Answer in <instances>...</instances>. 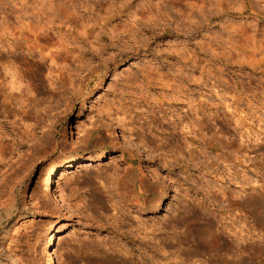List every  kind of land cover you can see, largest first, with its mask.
Returning <instances> with one entry per match:
<instances>
[{
	"label": "rangeland",
	"instance_id": "1",
	"mask_svg": "<svg viewBox=\"0 0 264 264\" xmlns=\"http://www.w3.org/2000/svg\"><path fill=\"white\" fill-rule=\"evenodd\" d=\"M144 73L164 77L148 88ZM164 94L173 100L163 107ZM156 102L201 124L211 114L192 154L160 134L166 126L149 114ZM0 148V243L17 264H43L42 236L52 225L62 228L56 264H105L94 251L110 233L90 215L112 211L94 213L86 203L99 176L116 178L129 157L145 181L162 186L156 207L133 212L158 237L148 262L133 264H224L222 245L241 249L243 264H264V0H0ZM77 149L84 159L57 170V202L44 178L53 160ZM249 194L256 211L238 204ZM206 221L220 239L210 253L191 230Z\"/></svg>",
	"mask_w": 264,
	"mask_h": 264
},
{
	"label": "bare ground",
	"instance_id": "2",
	"mask_svg": "<svg viewBox=\"0 0 264 264\" xmlns=\"http://www.w3.org/2000/svg\"><path fill=\"white\" fill-rule=\"evenodd\" d=\"M148 13H150V12L148 11ZM144 14H145V12H144ZM144 14H143V17H145ZM152 14H151V16H152ZM148 15H150V14H148ZM146 18L147 17L141 18V20L145 19V23H146V21H147ZM149 18L153 19L150 16H149ZM137 19H139V18H137ZM150 22H152V21L150 20ZM135 23L136 22L134 21V25H135ZM139 23H140V19H139ZM142 23H144V22L142 21ZM142 23H141V25H142ZM145 23H144V25H145ZM148 23H149V21L147 22V24ZM146 25L144 27H146ZM135 27H137V25ZM147 27H148V25H147ZM58 29L60 30V28H58ZM132 29H133V27L130 28V30H128V28H127V30H125V31L128 32V31H131ZM139 29H141V28H139ZM146 29H148V28H146ZM150 29H151V27H150ZM141 30H143V32L144 31L146 32V30L144 28ZM137 31H138L137 29L136 30L133 29L130 32L132 34L129 33L127 35L128 36L131 35V37H132V35H134L135 32L137 33ZM149 31H151V30H149ZM125 36H123V38H125ZM131 37H129V38H131ZM6 38L8 39V36ZM103 39H104V37H102L101 40H103ZM119 39H121V38H119ZM135 39H136V37H135ZM110 43H112V41ZM135 43L136 42H134V44ZM110 45L111 44H109V46ZM112 47H114V46L112 45ZM61 52L62 51H60V53ZM38 54H39L41 59L47 58L46 54H44L41 50L38 51ZM57 55L59 56L61 54H59L58 52L57 53H50L48 58H50L51 62L53 63V61L57 58ZM149 68H152V67L150 66ZM153 69H156V68L153 67ZM151 70H149V71L151 72ZM156 70L159 71L158 69H156ZM156 70H154V71H156ZM156 73H158V72H156ZM160 75H161V73H160ZM156 76H157V74H156ZM156 76H155V78L154 77L150 78V76L147 73L146 74L144 73V75L142 77H144V78L147 77L146 82L144 84L146 86H148V88H150L151 85L153 84L151 82L152 79L153 78L156 79V78L161 77V76H159V77L158 76L156 77ZM163 77L164 76H162L161 78H163ZM160 80L161 81L157 84H163L162 82H164V81H162V80H164V79H160ZM165 81H167V82H165L167 84L168 80H165ZM13 82H15V84H16L17 81L16 80L11 81V84ZM170 82H171V80H170ZM172 82H174V81H172ZM172 84L171 83L167 84V87H169L168 85H171V87H172ZM13 85H14V83H13ZM160 86H162V85H160ZM161 96H162L161 101L163 103V107H164V104L166 103V101L173 100V99L166 100L165 94L161 95ZM145 100H146V98H145ZM167 104H169V103H167ZM156 105H157V107H156L157 110L154 109L153 106H151V107H149L150 112L149 111L148 112H149V114L151 113L150 117L152 118V120L154 122L157 123V125H159V127L166 126V128H164V127L161 128L160 134H162V133L164 134L167 131V133H168L167 136L170 137L169 141L172 143L170 145L171 147H174V145H175V148L178 147L181 149V151L185 147L187 149V151L189 152V154L192 151L194 152L197 149L196 145L198 143L202 144V140H200V138L203 139L205 134L202 135L203 132L201 131L202 132L201 133L200 130H202V128H203V131H205L204 128H208V126L210 125L209 122H211V119H212L211 114H205V121H203L204 124L201 120L202 124L204 125L202 127V124L200 123V121H198L199 119L197 120V118H196L194 120V119L188 117L190 114L187 116L188 117L187 119H183L180 116V113H178V112H175L174 114L169 115V113L167 112V109H163L160 102H156ZM192 110L193 109H191V111ZM146 111L147 110H145V112ZM171 111H173V110H171ZM171 111L169 110V112H171ZM189 113H191V112H189ZM187 114H188V112H187ZM197 114L198 113H195L194 115H196V117H197ZM185 115H186V113H185ZM192 115H190V116H192ZM194 115L192 117H194ZM147 117H149V116H147ZM147 117H146V120H147ZM126 118H127V116H126ZM157 125L156 126L154 125V127H152V130L157 131V129L159 128ZM137 128H138V126H137ZM206 130H208V129H206ZM163 139L165 140V138H163ZM167 139H168V137L166 138V140ZM147 140H149V139H147ZM164 144H166V143H164ZM146 145H148V144H146ZM182 146H183V148H182ZM104 147H106V144L104 142H102L98 146V149H102ZM158 147L162 150L163 145L162 144L158 145ZM175 148H173V149L175 150ZM77 151H79V150L78 149L74 150L73 153H76V154H73L68 160H66L63 163H58L57 160H53L52 163H54V164L50 168L49 175H47V173H46V176L44 178L43 186H44L45 192L46 193H54V194L57 193L56 194V199H57L56 201L57 202L58 201L64 202V198L62 197V195L58 191L57 192L55 191L54 179L56 178L57 170L60 168H68L72 164L76 163V161H78L80 159H84V156L79 154V152H77ZM171 152H173V151H171ZM162 156H164L166 158L165 154H163ZM3 157H4V153L2 152V150L0 148V162L4 161ZM125 161L128 162V165L122 169L121 174L116 175V178L113 177V174H109V175L107 174L105 176V178H104V176L103 177L99 176V177H101L98 180V181H100L99 182L100 184H95L98 186L94 187L91 194H90V203H86L87 201L83 202L84 205H85V203H86V205L88 204L87 205L88 210L89 209L93 210V211L95 210L94 213L98 212L99 214L105 215L104 214L105 212L108 213L109 211L110 212L112 211L111 213L107 214L108 216L107 215L102 216V217H104L102 220H101V218H102L101 215L100 216L95 215L97 213H95L94 215H90V218H91V220H93L96 229H104V230H107L108 233L112 234V235L107 234V236L105 235L106 237H103V239L100 240L99 251L93 250L94 254L96 252L98 257L100 256L101 258H103L105 264H133V261L135 259H137V261L139 263L140 262L147 263L148 259H149V254H147V253L149 251L148 247L150 246V243H151L150 240L154 239L156 237V235L154 234L155 228H153V229L150 228V227H152L151 226L152 224L149 226V224L147 223L148 221H145L144 218H141L142 216L140 217L139 213H137L135 215V213H133V212H134V210H135V212L150 210V209H152L158 205V202H159V199L161 196L160 190H162V186L159 183V182H161V180L158 182L159 178H155V179H157L156 181H152V182L150 181V183H148L147 181H145L144 176L139 173V170L136 167H134V165H133L134 158L133 157L126 158ZM114 176H115V174H114ZM96 178H97V176H96ZM109 178H111V179L115 178V179L112 181L110 179V181H109ZM7 194H9V193H7ZM13 194H15V193H13ZM12 196H10V197L12 198ZM257 199L258 198L256 195H250V196L246 197L245 199H243V200L241 199V201H238V204L242 208H243V206L248 205V206H250V209H252V211H256V205H258V204L255 205V203L258 201ZM10 203L12 204L13 201ZM11 204H10V206L14 207V204H13V206ZM24 206H26V205H24ZM253 214H254V212H253ZM96 217H101V218L97 219ZM17 218H19V217H17ZM15 222H17V220H15ZM157 227H158L157 228L158 229L157 230L158 235H161L162 233H164L163 229L160 228V226H157ZM61 230H62V228H60L59 226L52 225L50 228H48V230H46V232H44V234L42 236L41 251H40L41 258H42L41 260H42L43 264H56L55 263V257L53 254V245H54L55 235L58 232H60ZM191 230H192V235L194 236L195 240H197L198 246L201 249L205 250V252L209 251V253H210V251H212L213 249L215 250V249H217V247H219V245H220L219 240L220 239H219V237H217V235L215 234V231H214L215 229L212 227L211 223L210 224L208 223V221L203 222V223H199V224H197V223L194 224L192 226ZM118 235L120 237L116 238V237H118ZM156 238L158 239V237H156ZM159 240H161V239H159ZM136 241L139 242V245L138 246L136 245V247H135V246H133V244ZM5 246H4L3 242L0 243V254L2 255L4 253V256L6 254L7 259H8V256H10V258L14 261V264H17V261L20 258L19 259L17 258L18 256L15 255L16 253L15 254L12 253V249L9 248V246H7V247H5ZM230 247L231 246H229V245H222V247L220 248V251L221 250L222 251L220 253H218V255H220L222 257L221 259L223 260V263L224 264H243L242 262L245 261V257H244V254H242L243 252L241 253V249L238 248V249H240V250H238V252L236 251L235 253L234 252L229 253L228 250H230L229 249ZM157 249L162 250L161 246L158 247ZM136 251H137V253H135Z\"/></svg>",
	"mask_w": 264,
	"mask_h": 264
}]
</instances>
